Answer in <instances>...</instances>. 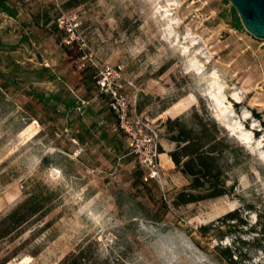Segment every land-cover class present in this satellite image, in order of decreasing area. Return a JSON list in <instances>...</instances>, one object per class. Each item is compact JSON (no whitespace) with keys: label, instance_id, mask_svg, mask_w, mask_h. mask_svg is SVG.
<instances>
[{"label":"rangeland","instance_id":"obj_1","mask_svg":"<svg viewBox=\"0 0 264 264\" xmlns=\"http://www.w3.org/2000/svg\"><path fill=\"white\" fill-rule=\"evenodd\" d=\"M10 3L15 17L0 10V218L38 181L55 195L47 214L0 240V264H59L84 246L88 264H224L215 246L238 248L235 264H264V41L229 1ZM61 15L74 35L53 27ZM105 66L159 131L161 153L176 146L168 119L197 111L217 125L237 154L221 158L228 194L175 205L189 179L163 156L161 179H143L95 85ZM234 210L245 224L226 222L238 232L221 225Z\"/></svg>","mask_w":264,"mask_h":264},{"label":"trees","instance_id":"obj_2","mask_svg":"<svg viewBox=\"0 0 264 264\" xmlns=\"http://www.w3.org/2000/svg\"><path fill=\"white\" fill-rule=\"evenodd\" d=\"M10 2L11 0H0V10L10 17H15L18 10ZM48 22L49 18L47 17L43 24L46 25ZM53 27L58 29L56 22ZM58 100L63 102L66 107L71 104L70 101L65 99ZM166 127L169 139L176 143L175 148L168 152V156L175 168L189 179L188 187L176 195L174 204H187L228 194L232 186L228 187L226 185L221 158L229 152L236 159L237 154L235 149L228 151L229 146L225 137H220L217 134L219 131L217 125L214 122H206L195 111L190 118L183 115L168 119ZM161 152L160 147L159 153L161 154ZM54 195V191L39 181L36 182L29 189L28 195L9 213L0 218V240L16 233L32 217L47 214L52 208L51 202ZM230 220H238L240 224H245L238 210L229 211L221 219V225L234 227L235 232H238L239 222L237 224L226 222ZM211 227L212 224L202 225L198 228V232L201 236H205L207 230ZM263 228L264 223L261 224V229ZM234 242L238 245L245 243L240 237H235ZM88 249V246L79 248L76 252L66 256L59 264H88L91 260ZM237 251H239L238 248L232 250L230 247L215 246L212 253L224 264H235L236 260L232 256Z\"/></svg>","mask_w":264,"mask_h":264},{"label":"built area","instance_id":"obj_3","mask_svg":"<svg viewBox=\"0 0 264 264\" xmlns=\"http://www.w3.org/2000/svg\"><path fill=\"white\" fill-rule=\"evenodd\" d=\"M64 18V15L58 17L57 24L70 35H74L75 27L72 24L64 25ZM115 73L116 70L112 67H103L96 76L95 85L108 97V105L116 117L117 126L128 139L131 152L144 171L143 179L158 181L161 179L159 131L131 110L121 92L122 83H109V76Z\"/></svg>","mask_w":264,"mask_h":264},{"label":"water","instance_id":"obj_4","mask_svg":"<svg viewBox=\"0 0 264 264\" xmlns=\"http://www.w3.org/2000/svg\"><path fill=\"white\" fill-rule=\"evenodd\" d=\"M244 29L264 41V0H228Z\"/></svg>","mask_w":264,"mask_h":264},{"label":"crops","instance_id":"obj_5","mask_svg":"<svg viewBox=\"0 0 264 264\" xmlns=\"http://www.w3.org/2000/svg\"><path fill=\"white\" fill-rule=\"evenodd\" d=\"M160 156H163L161 158L163 160L164 166L171 167L173 165V163L171 162V159L166 153H161Z\"/></svg>","mask_w":264,"mask_h":264}]
</instances>
